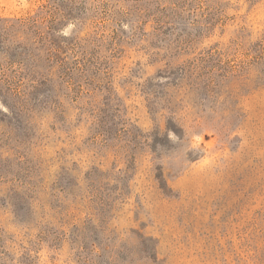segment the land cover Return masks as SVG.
<instances>
[{
	"label": "rangeland",
	"instance_id": "1",
	"mask_svg": "<svg viewBox=\"0 0 264 264\" xmlns=\"http://www.w3.org/2000/svg\"><path fill=\"white\" fill-rule=\"evenodd\" d=\"M1 79V264H264V0H0Z\"/></svg>",
	"mask_w": 264,
	"mask_h": 264
},
{
	"label": "trees",
	"instance_id": "2",
	"mask_svg": "<svg viewBox=\"0 0 264 264\" xmlns=\"http://www.w3.org/2000/svg\"><path fill=\"white\" fill-rule=\"evenodd\" d=\"M50 48H53V46H51ZM47 49L46 50V56H45V59L48 62H50L53 58L57 59L56 55L54 52H52L51 49ZM92 64V65H91ZM99 63H95L93 64L92 62H88L86 64L83 65V67H81L79 69V71L81 73H85V72H90L91 74L94 75V70L92 68H95V70L97 72H99V70L101 68L98 67ZM55 68V65L53 64H48L47 67L45 68L46 69V73L47 75L45 74V77H44V80H38L37 82H31L29 83V86L31 87V89L34 91V93H38V92H45V83H49V81L52 80V76H58L59 79H61V81H64L65 80V76L68 77L69 76V70L66 69V66H63L58 67L57 71L53 72L52 70ZM96 73V72H95ZM61 76L63 77V79L61 78ZM96 77L98 75H95ZM19 84L17 83H14L8 79H1L0 80V99L1 101L8 107V110L11 112V113H14L10 103H7L4 98H7V96L11 95V96H17V97H22L23 95L26 94V92H23V94L21 96H19ZM50 90V89H49ZM27 135H25L26 137ZM29 140V137L28 139ZM15 204V203H14ZM13 213L14 215L16 216V218L20 219V223L23 222V223H27L29 220H30V216L32 214V210L31 208H28V209H23L21 207H17V205L14 207L13 206ZM24 220V221H23ZM91 238L90 237H83L82 241H83V244L81 245V247H83L84 249V252H81L80 255H82L84 258H85V261H87L88 257L92 258L93 257V253L92 251H94L95 249H100L102 250V242L97 240V239H94L93 241L90 240ZM96 240V241H95ZM90 241H92V243H90ZM90 243V244H89ZM1 254V252H0ZM1 256V255H0ZM24 258L26 259H29V261L32 260V255H31V251L29 252H25L24 251ZM1 264V263H0Z\"/></svg>",
	"mask_w": 264,
	"mask_h": 264
}]
</instances>
